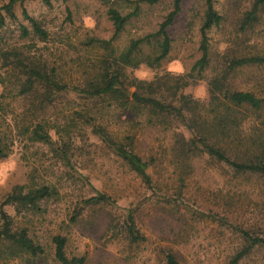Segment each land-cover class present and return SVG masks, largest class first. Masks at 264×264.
Segmentation results:
<instances>
[{
  "label": "rangeland",
  "instance_id": "rangeland-1",
  "mask_svg": "<svg viewBox=\"0 0 264 264\" xmlns=\"http://www.w3.org/2000/svg\"><path fill=\"white\" fill-rule=\"evenodd\" d=\"M8 1L0 0V7ZM48 2L18 3L16 19L3 12L5 23L0 25V81L4 82L0 83V129L3 144L8 147V156L0 158V208L17 187L25 188L24 192L43 186L55 189L37 207L20 212L16 206L4 207L13 219V229L27 228L44 253H19L0 240V264H60L55 255L56 236L67 239L66 253L70 258L85 257V264H166L169 252L180 264H230L243 244L241 228L264 237L263 179L234 177L226 165L206 154L180 157L175 130L150 125L146 116L124 113L111 97L81 98L76 92H68L44 110L39 108L35 95L16 97L26 77L23 69L16 68L14 58L7 60L2 53L19 48L25 56L57 68L65 82L83 85L93 76L96 66L99 68L102 58L111 56L117 60L133 40L156 33L172 11V0L153 5L147 0ZM253 3L254 0H214L223 21L208 33L210 67L202 73V79L194 80L188 75L202 56L205 0H183L182 11L169 29L170 55L154 67L119 65L124 90L132 95L138 80L153 81L167 74L183 76L188 83L183 93L206 107L210 102V81L229 66L231 59L264 57V8L255 25L242 28ZM110 8L124 16L137 11V16L106 47L102 41L112 40L115 34L108 15ZM24 11L49 32L48 42H40L33 34ZM23 26L30 36H23ZM154 52L144 44L138 58ZM228 82L234 90L264 98V65L236 69ZM164 96L171 101L169 94ZM78 113L88 118L84 121ZM246 115L249 118L241 130L248 135L258 121L252 114ZM42 118L53 126L47 127L50 143H34L29 135L22 134L34 120ZM73 120L77 130L68 127ZM174 125L186 139L191 138L185 127L177 122ZM95 126H102L116 140L134 137L135 152L150 163V186L94 133ZM100 195L109 200L85 204ZM130 216L144 240H130ZM239 264H264V248H258Z\"/></svg>",
  "mask_w": 264,
  "mask_h": 264
},
{
  "label": "trees",
  "instance_id": "trees-1",
  "mask_svg": "<svg viewBox=\"0 0 264 264\" xmlns=\"http://www.w3.org/2000/svg\"><path fill=\"white\" fill-rule=\"evenodd\" d=\"M44 1L49 3L48 0ZM160 1L147 0L152 5ZM24 2L25 0H9L7 4L0 7V25L5 23L3 12L11 19H16L15 6ZM182 2L183 0H172V11L166 16L156 33L133 40L117 60L111 56L102 58L100 60L101 67L96 66L97 69L93 76L83 85L65 82L57 68L49 67L41 60H37L36 57L25 56L19 48L2 53L7 60L12 56L16 68L23 69L26 77L19 86L16 97L35 95L38 97L39 108L43 110L47 108V104H54L56 98L68 92H76L81 98L111 97L118 102V108L124 113L146 116L147 123L150 125H163L175 130L174 133L177 138L175 146L179 147L177 152L180 157L188 158L197 153L206 154L218 163L226 165L234 177H259L264 180V98L258 97L253 92L234 90L228 82L230 73L236 69L264 65L263 56L231 59L229 66L210 81V102L206 107L201 105L200 101L183 93L185 87L188 86L183 76L167 74L153 81L138 80L135 85L136 91L131 96L124 90V74L119 65L138 68L140 65L146 64L149 67H154L170 55L172 39L169 29L174 25L177 16L182 11ZM263 8L264 0H254L251 10L244 16L242 28L247 29L255 25L260 20L259 14ZM108 15L115 27V34L112 40L102 41L106 47H109L125 29L128 21L137 16V11L124 16L119 10L110 8ZM23 16L30 22L33 34L39 38V41L48 42L50 39L49 32L44 30L26 11L23 12ZM222 21L223 17L215 8L214 0H205L200 44L202 56L195 63L188 77L200 80L203 77L202 73L210 67L208 33L214 27L219 26ZM22 30L23 36H30L31 32L27 27L23 26ZM144 44L154 48L155 52L146 57L138 58ZM0 83L4 85V82L0 81ZM165 94H169L171 101H167ZM246 113L252 114L255 121H258L257 127L252 128L248 135L241 130L245 119L249 118ZM77 115L83 120L88 118L81 113ZM34 121L31 126L25 128L22 134L29 135V139L34 143L52 142V137L47 130V127L52 129V124L43 118ZM87 122L89 120L85 123ZM175 122L178 123V126L180 124L185 127L191 134V138L186 139L183 133L178 132L177 129L179 128L174 127ZM56 126V133L60 135V128L58 125ZM68 127L77 130L78 125L73 120ZM93 129L94 133L100 136L101 140L132 172L138 175L146 185H151L150 163L135 152L132 135L116 140L102 126H95ZM3 137L0 129V158L8 156V147L3 144ZM24 190L23 187L15 188L2 203L0 208V221L2 223L0 240L3 243L8 242L19 253L38 256L44 253L43 247L29 236L27 228L13 229V219L4 210V207L16 206L19 212L21 209L37 207L39 202L49 199L55 193V189L43 186L29 192H24ZM108 200L106 196L100 195L86 200L85 204H98ZM240 232L243 244L230 264H239L258 248H264V237L255 236L251 230L245 228H241ZM127 233L132 242L144 240L132 216L127 221ZM54 244L56 260L60 264L86 263L85 257L70 258L67 255V239L65 237L56 236ZM166 264H180V262L173 252H169L166 256Z\"/></svg>",
  "mask_w": 264,
  "mask_h": 264
},
{
  "label": "water",
  "instance_id": "water-1",
  "mask_svg": "<svg viewBox=\"0 0 264 264\" xmlns=\"http://www.w3.org/2000/svg\"><path fill=\"white\" fill-rule=\"evenodd\" d=\"M127 92V94L129 95V96H131V93L130 92H128V91H126Z\"/></svg>",
  "mask_w": 264,
  "mask_h": 264
}]
</instances>
